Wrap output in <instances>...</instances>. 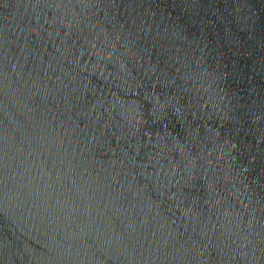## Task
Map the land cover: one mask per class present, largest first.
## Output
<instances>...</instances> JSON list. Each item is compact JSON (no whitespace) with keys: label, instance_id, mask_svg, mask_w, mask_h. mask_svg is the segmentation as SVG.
I'll list each match as a JSON object with an SVG mask.
<instances>
[{"label":"water","instance_id":"water-1","mask_svg":"<svg viewBox=\"0 0 264 264\" xmlns=\"http://www.w3.org/2000/svg\"><path fill=\"white\" fill-rule=\"evenodd\" d=\"M0 264H264V0H0Z\"/></svg>","mask_w":264,"mask_h":264}]
</instances>
